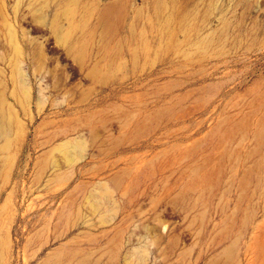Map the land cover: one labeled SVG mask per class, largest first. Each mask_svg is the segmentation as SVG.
Wrapping results in <instances>:
<instances>
[{
  "label": "rangeland",
  "instance_id": "rangeland-1",
  "mask_svg": "<svg viewBox=\"0 0 264 264\" xmlns=\"http://www.w3.org/2000/svg\"><path fill=\"white\" fill-rule=\"evenodd\" d=\"M0 148V264H264V0H0Z\"/></svg>",
  "mask_w": 264,
  "mask_h": 264
},
{
  "label": "bare ground",
  "instance_id": "bare-ground-1",
  "mask_svg": "<svg viewBox=\"0 0 264 264\" xmlns=\"http://www.w3.org/2000/svg\"><path fill=\"white\" fill-rule=\"evenodd\" d=\"M113 16L109 13V12H106V13H101V19H102V22H103V29H102V31H101V40L102 41H104L105 40V38H107L108 37V26L110 25V23H111V21L110 20H112L111 18H112ZM59 32V31H58ZM58 39V38H57ZM16 48V47H15ZM81 58V57H80ZM80 58H78L77 60H79L80 62H81V60H80ZM1 99H4V98H1ZM2 103H4V102H2ZM2 110V109H1ZM4 111V110H3ZM1 113H2V111H1ZM2 116V115H1ZM4 119V118H3ZM3 128V127H2ZM10 139V138H9ZM5 144V143H4ZM7 146H8V144H7ZM6 147V145L4 146V148ZM1 150H2V148H0ZM230 253V252H229ZM227 255H229V254H227ZM62 258V257H61ZM59 259V258H58ZM54 260H55V255H50L49 257H47L46 258V260H45V262L43 263V264H53L54 263ZM219 260V259H218ZM82 262H84V261H82ZM88 262V261H87ZM75 264V263H74ZM224 264V263H223Z\"/></svg>",
  "mask_w": 264,
  "mask_h": 264
},
{
  "label": "crops",
  "instance_id": "crops-1",
  "mask_svg": "<svg viewBox=\"0 0 264 264\" xmlns=\"http://www.w3.org/2000/svg\"><path fill=\"white\" fill-rule=\"evenodd\" d=\"M80 60H82V58H80Z\"/></svg>",
  "mask_w": 264,
  "mask_h": 264
}]
</instances>
